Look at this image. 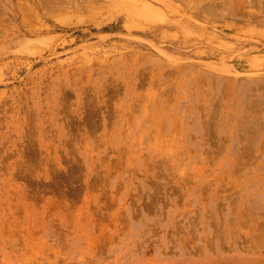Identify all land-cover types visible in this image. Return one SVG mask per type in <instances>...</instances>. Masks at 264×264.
<instances>
[{"label":"rangeland","instance_id":"374dc122","mask_svg":"<svg viewBox=\"0 0 264 264\" xmlns=\"http://www.w3.org/2000/svg\"><path fill=\"white\" fill-rule=\"evenodd\" d=\"M0 264H264V0H0Z\"/></svg>","mask_w":264,"mask_h":264},{"label":"bare ground","instance_id":"6f19581e","mask_svg":"<svg viewBox=\"0 0 264 264\" xmlns=\"http://www.w3.org/2000/svg\"><path fill=\"white\" fill-rule=\"evenodd\" d=\"M90 0H88V2H89ZM54 2V1H53ZM55 5V4H54ZM149 6V5H148ZM142 9V8H141ZM70 15V14H69ZM68 16V15H67Z\"/></svg>","mask_w":264,"mask_h":264}]
</instances>
